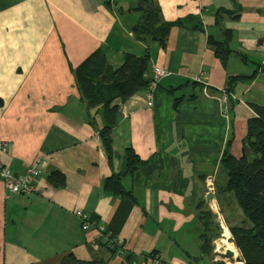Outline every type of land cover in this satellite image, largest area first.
I'll return each mask as SVG.
<instances>
[{
  "label": "crops",
  "instance_id": "crops-1",
  "mask_svg": "<svg viewBox=\"0 0 264 264\" xmlns=\"http://www.w3.org/2000/svg\"><path fill=\"white\" fill-rule=\"evenodd\" d=\"M145 3L164 22L193 17L201 30L174 26L162 46L133 33L140 0H0V142L9 144L0 163L18 176L35 161L39 170L29 196L9 195L0 181V264H60L69 254L105 264H243L222 228L244 217L230 193L217 192L220 160L227 146L240 157L251 107H264V73L235 84L230 97L221 90L264 64V0ZM225 32L234 54L223 65L207 39L221 43ZM98 48L112 69L124 54H146L152 80L155 69L168 73L119 103L110 158L99 107L86 105L74 78ZM197 75L206 87L191 83ZM128 148L144 162L132 173L124 171ZM52 172L63 175L62 187L49 184ZM119 175L127 194L106 193L105 179ZM78 211L91 217L89 230ZM99 226L121 241L117 253L101 245ZM218 228L231 257L211 239Z\"/></svg>",
  "mask_w": 264,
  "mask_h": 264
},
{
  "label": "trees",
  "instance_id": "trees-1",
  "mask_svg": "<svg viewBox=\"0 0 264 264\" xmlns=\"http://www.w3.org/2000/svg\"><path fill=\"white\" fill-rule=\"evenodd\" d=\"M140 4L139 9L144 11L142 23L133 29L135 37L139 40L150 38L163 46L169 30L174 26L185 27L192 24L194 29L201 30L193 17L164 22L160 18L158 9L146 6L145 0H140ZM228 15L233 14L228 13ZM225 33V39L221 43L214 41L211 37L207 39L216 58L223 65H226L228 58L234 54L228 46L231 35L229 32ZM235 55L243 63L247 62L244 55L240 53ZM148 68V55L137 57L124 54L122 64L117 69H112L106 62L104 49L98 48L74 70L75 85L81 99L89 108L99 107L103 122L99 136L103 140V147L109 158L110 135L118 117L119 103L122 104L132 96L149 90L153 80L149 77ZM258 69L264 73V64L256 65L255 71L249 77H229L223 89L226 96H231L238 82L251 80ZM183 99V97L175 99V105ZM251 108L255 115L246 122V135L242 140L240 157L231 156L228 146L223 151L220 169L224 174L225 184L217 189V192L230 193L243 214V225L229 227L243 264H264V107L252 106ZM143 164L144 162L130 148L125 150V173H132ZM48 182L51 186L60 188L65 180L61 173L52 172L48 176ZM103 187L106 193L113 196L127 194L120 184V175L105 179ZM90 222H92L91 217ZM209 243L210 240H204L203 252H209ZM101 245L112 254L120 249L111 247L104 237ZM60 264H105V262L101 260L82 262L69 254L61 259Z\"/></svg>",
  "mask_w": 264,
  "mask_h": 264
},
{
  "label": "built area",
  "instance_id": "built-area-1",
  "mask_svg": "<svg viewBox=\"0 0 264 264\" xmlns=\"http://www.w3.org/2000/svg\"><path fill=\"white\" fill-rule=\"evenodd\" d=\"M154 75H155V78L150 83L148 92H150L153 89V87L156 84V81H158L161 78L166 77L168 73L166 71L155 69ZM191 81L197 84L199 83L203 85V87H206L205 77H203V75L194 76L192 77ZM221 93L224 96L226 95L223 90H221ZM8 147H9V144L0 142V152L2 153L5 152ZM38 176H39L38 161L31 163L28 166L25 174L21 176L13 174L12 171L8 167L0 163V181L2 182L3 187L6 190V192L11 196L31 195L34 191L35 183L37 181ZM208 187L211 189L212 185L210 184ZM75 216L80 221L81 228L83 231H87L91 228L90 216L88 214L78 211L75 213ZM98 230L103 235L104 240L108 241L111 247L120 248L122 246L121 241L112 237L111 235H108L102 226H99ZM154 261H155V264H159L157 260H154Z\"/></svg>",
  "mask_w": 264,
  "mask_h": 264
},
{
  "label": "rangeland",
  "instance_id": "rangeland-1",
  "mask_svg": "<svg viewBox=\"0 0 264 264\" xmlns=\"http://www.w3.org/2000/svg\"><path fill=\"white\" fill-rule=\"evenodd\" d=\"M222 228H227V233H228V235H229V239H228V241H229L230 244H232V245L234 246V248H236V246H235V244H234V242H233V238H232V236H231V234H230V232H229V228L226 227L225 225H223ZM221 231H222V229H221V228H218L217 232L214 233V235H213V237H212L211 239H212V240H215V241L218 243L217 247L220 248V250H222V251L226 250V251H227V248H226L222 243H220V240H221V237H220V236L223 234V232H222V234H221ZM225 248H226V249H225ZM236 250L238 251L237 248H236ZM238 252H239V251H238ZM224 253H225V252H224Z\"/></svg>",
  "mask_w": 264,
  "mask_h": 264
},
{
  "label": "water",
  "instance_id": "water-1",
  "mask_svg": "<svg viewBox=\"0 0 264 264\" xmlns=\"http://www.w3.org/2000/svg\"><path fill=\"white\" fill-rule=\"evenodd\" d=\"M208 197H209V196H208ZM210 197H211V196H210ZM224 255L227 256V257H231V256H232V252L229 251V250H227V251H225Z\"/></svg>",
  "mask_w": 264,
  "mask_h": 264
},
{
  "label": "bare ground",
  "instance_id": "bare-ground-1",
  "mask_svg": "<svg viewBox=\"0 0 264 264\" xmlns=\"http://www.w3.org/2000/svg\"><path fill=\"white\" fill-rule=\"evenodd\" d=\"M228 250H230V251H233V249H232V247L229 245V248H228Z\"/></svg>",
  "mask_w": 264,
  "mask_h": 264
}]
</instances>
